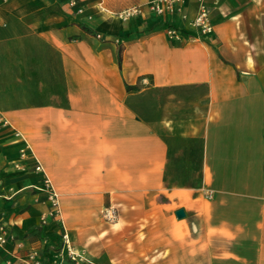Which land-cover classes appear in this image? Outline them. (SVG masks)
I'll return each mask as SVG.
<instances>
[{"label":"crops","instance_id":"crops-1","mask_svg":"<svg viewBox=\"0 0 264 264\" xmlns=\"http://www.w3.org/2000/svg\"><path fill=\"white\" fill-rule=\"evenodd\" d=\"M151 1L0 0V264H264V0Z\"/></svg>","mask_w":264,"mask_h":264},{"label":"built area","instance_id":"built-area-1","mask_svg":"<svg viewBox=\"0 0 264 264\" xmlns=\"http://www.w3.org/2000/svg\"><path fill=\"white\" fill-rule=\"evenodd\" d=\"M218 1V0H215ZM67 5L71 8H76L80 11L78 7L79 0H66ZM197 9L192 20L189 22V26L193 28L199 35H209L213 32V24L210 19V8L206 4V0H196ZM145 8L156 15H176L182 20L186 18L183 11V0H153L146 4ZM142 12L141 6H132L127 8L117 14V16L122 20L126 21L129 18L139 15ZM166 35L169 37H176V31L172 28H167L165 30ZM99 37V36H98ZM8 122L0 113V126H6ZM15 135H18L15 133ZM25 152L21 151L20 159L24 158ZM15 168L20 169L19 163L14 165ZM34 171L39 172L42 175L41 185L43 186V191L46 194V200L48 202L47 211L43 213L40 217V223L45 224L48 218H57L60 220V212L58 206L57 194L54 192L49 178L44 173L42 167L39 163L34 166ZM210 195V194H209ZM101 218L105 223H114L117 219V211L114 206L104 207L101 211ZM13 240V236L4 225H0V248L3 247L8 241ZM60 241L62 247L66 250L67 256L73 261L77 262L80 260V256L73 250L67 233L63 230L60 235ZM26 262L28 264H41L38 260L37 252L32 250L26 255Z\"/></svg>","mask_w":264,"mask_h":264},{"label":"water","instance_id":"water-1","mask_svg":"<svg viewBox=\"0 0 264 264\" xmlns=\"http://www.w3.org/2000/svg\"><path fill=\"white\" fill-rule=\"evenodd\" d=\"M175 215H176L177 218L181 219V218L184 217V212H183L182 209H178V210L175 211Z\"/></svg>","mask_w":264,"mask_h":264}]
</instances>
